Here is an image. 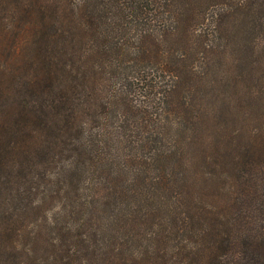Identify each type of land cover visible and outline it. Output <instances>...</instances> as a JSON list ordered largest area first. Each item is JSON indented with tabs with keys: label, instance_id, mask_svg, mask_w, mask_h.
Returning a JSON list of instances; mask_svg holds the SVG:
<instances>
[{
	"label": "trees",
	"instance_id": "1",
	"mask_svg": "<svg viewBox=\"0 0 264 264\" xmlns=\"http://www.w3.org/2000/svg\"><path fill=\"white\" fill-rule=\"evenodd\" d=\"M2 40L0 264H264V126L226 125L264 0H0Z\"/></svg>",
	"mask_w": 264,
	"mask_h": 264
},
{
	"label": "rangeland",
	"instance_id": "2",
	"mask_svg": "<svg viewBox=\"0 0 264 264\" xmlns=\"http://www.w3.org/2000/svg\"><path fill=\"white\" fill-rule=\"evenodd\" d=\"M21 46H25L26 42L21 41L20 42ZM3 46H6V40H2L1 44H0V49L2 50ZM4 54H6V51H2ZM22 50H19V47L17 49V58L15 60L14 63H17L19 61V55H21ZM264 79V78H263ZM264 83V82H263ZM264 96V94H262ZM262 96V99H263ZM250 115L247 116V121L243 122L241 118L236 117L235 120H228V124L227 125V130L231 131V130H239V129H245L246 132H249L248 134H250V136H252L251 134H253L255 132V130H257V133L260 132V129L263 128L264 126V101H262L261 103H259V101L256 103V106L253 105V108H251L250 110ZM241 133L243 134V136L240 138L241 143H244L245 137H244V132L241 131ZM49 209V208H48ZM48 212H50L51 214L53 213V211L49 210ZM39 215V213H38ZM27 221H31V220H27Z\"/></svg>",
	"mask_w": 264,
	"mask_h": 264
}]
</instances>
